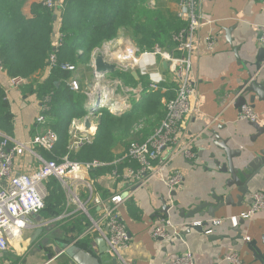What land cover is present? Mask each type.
<instances>
[{
  "label": "built area",
  "instance_id": "obj_1",
  "mask_svg": "<svg viewBox=\"0 0 264 264\" xmlns=\"http://www.w3.org/2000/svg\"><path fill=\"white\" fill-rule=\"evenodd\" d=\"M63 2L46 0L45 4L50 8L62 9ZM176 15L186 22V26L173 33V46L163 47L156 43L152 48L141 49L133 39L120 36L106 40L94 48L90 60L83 65L85 86L79 73L80 66L69 62L60 64L63 70L72 72L67 80L70 89L84 94V108L87 114L82 119L76 118L72 121L68 151L59 160L45 159L38 151V148L51 151L59 139L45 115L50 109L49 95L39 102L37 129L31 139L20 141L0 130V264H19L4 260L2 255L22 242L27 230L41 225L34 223L33 217L45 208L47 182L52 178L57 179L66 191L71 190L72 184H80L86 188L87 201L83 202L78 197L76 200L91 224L78 239L92 235L102 236L107 243L108 252L117 257L118 264H129L126 254L132 242L120 208L132 199L135 189L147 187L155 179L163 182L169 190L166 202L169 206L168 214L161 216L152 229L151 235L156 240L171 241L181 238V228L191 225L201 226L205 235H212L226 220H229L233 227L241 226L242 221H249L264 211V190H259L251 195L248 209L237 216L211 218L206 220L207 223L204 220H192L180 227L170 215L171 210L177 207L175 192L185 180V173L174 166L175 159L178 156L194 159V145L203 133L188 135L190 121L202 115L197 80L193 74V58L197 52L200 29L205 22L203 0H178ZM57 31L54 52L50 55L46 75L58 63L57 54L63 38L60 31ZM205 41L207 49L214 51L215 36L209 35ZM260 43L264 47V26ZM98 56L116 66L113 74L96 73ZM121 72L132 75L136 72L137 77L133 76L138 80V85L126 83L118 75ZM1 75L7 76L5 94L9 101L12 99V92L28 82L23 77L8 76L5 65L0 61ZM158 91L173 92L174 96L162 98L166 115L150 136L144 140L131 141L127 151L109 163L98 159L79 161L72 158V154L83 146L93 143L96 135L94 130L99 122L97 119L102 114L97 113V109L105 108L113 114L129 112L133 109L134 102ZM242 94L243 90L237 92L230 103H234ZM87 119L91 122L94 120L89 129L85 128ZM238 119L255 122L258 120V114L247 101L241 106ZM103 166H113L110 172L104 175L115 185V190L107 196L97 185L102 176L90 175L93 169ZM92 208L95 209L94 213L90 211ZM70 214H63L58 219ZM244 237L247 241L250 240L248 236ZM241 263L238 252L233 251L213 264ZM170 264H196V261L194 254L187 250L177 255Z\"/></svg>",
  "mask_w": 264,
  "mask_h": 264
},
{
  "label": "crops",
  "instance_id": "obj_2",
  "mask_svg": "<svg viewBox=\"0 0 264 264\" xmlns=\"http://www.w3.org/2000/svg\"><path fill=\"white\" fill-rule=\"evenodd\" d=\"M33 1L44 0H31ZM203 14L205 22L201 26L196 45L197 52L193 58V74L197 80L202 115L190 121L188 135L203 133L194 145L195 158L190 160L178 156L174 162V166L185 173L184 183L175 193L177 207L170 213L180 227H184L183 223L192 220H209L208 216L198 215L191 219L181 218L180 210L191 209L203 200L212 201L211 194L214 192L221 194L224 183L230 178L228 173L219 172L218 166L214 163V154L222 162L224 159L221 157L223 151L214 144L216 140L212 131H216L222 140L227 139L231 148L241 150L244 159L251 158L253 152L262 146L260 138H253L256 130L251 122L238 119L239 107L235 103H230V100L250 74L264 80V67L257 72L253 65L258 50L262 48L260 41L264 26V0H203ZM59 24L58 18L56 30H59ZM127 33L122 28L117 37H126ZM209 35L216 38L215 50L212 52L207 49L205 41ZM79 69L83 75V65ZM36 74L34 78L40 80L46 76V72ZM1 77L6 87L7 76ZM11 104L15 116L14 138L28 141L37 129L35 119L40 111L39 101L35 95H25L22 88H19L12 92ZM253 107L258 114L257 122L264 124V102L256 98ZM93 121L91 123H94ZM239 161L240 158H235L236 164ZM97 185L106 196L115 190L114 182L104 175L98 180ZM229 190L233 194L234 205L219 211L215 218L237 216L248 209L251 195L264 190V168L261 174L256 175L249 183V192L243 201L238 200L237 186L234 185ZM168 195L167 186L155 179L149 186L134 190L131 201L139 210V218L131 216L128 202L121 206L120 211L132 240L126 254L129 264H170L177 255L187 250L194 254L196 264L216 263L233 251L238 252L241 264H258L254 263L253 253L249 250L248 241L244 236H248L250 240H257L258 245L264 249V211L249 221L241 222L240 227L244 232H241L243 237L240 239H236L238 232L233 230L231 222L226 220L217 227L216 233L212 234L215 236L213 239L193 227H184L181 228V238L171 241L156 240L151 235L152 229L160 217L166 215L164 206ZM37 216L39 217H33L36 223L44 227L51 223V220L39 222L40 213ZM38 226L31 229L34 231ZM49 229L58 232L53 226ZM46 236L47 234H44L39 237L49 240L45 245H37L35 240L31 242V251L22 255V241L5 252L2 255L3 259L9 260L11 256H8V253L11 252L21 253L19 264H76L66 253H59L61 243L54 236L48 235V238ZM97 236L99 235H92L82 240L89 245L93 254L98 255L100 246L95 241ZM35 244L37 248L33 249ZM49 254L51 258L48 257ZM107 254L112 257L109 252Z\"/></svg>",
  "mask_w": 264,
  "mask_h": 264
},
{
  "label": "trees",
  "instance_id": "obj_3",
  "mask_svg": "<svg viewBox=\"0 0 264 264\" xmlns=\"http://www.w3.org/2000/svg\"><path fill=\"white\" fill-rule=\"evenodd\" d=\"M27 1L0 0V61L5 65L8 76L28 80L21 87L23 94L35 95L39 102L44 96L51 97L50 109L45 115L59 139L51 151L43 148H38V151L45 159L59 160L68 151L72 121L82 118L87 113L84 108V94L71 90L67 84L72 72L63 70L60 64L64 62L78 66L86 64L94 48L106 40L116 38L122 28L132 36L141 49L152 48L156 43L170 47L173 46V33L184 28L186 22L172 11L164 15L157 7L147 5L148 0H63L62 9L50 8L44 0L30 5V15L24 12ZM58 18L59 31L63 38L57 54L58 63L44 79L34 78L38 72L45 73L50 64V55L54 52L57 38L55 28ZM118 75L128 84L138 83L132 74L121 72ZM3 82L0 76V130L14 137L15 116L11 101L6 98ZM165 96L172 98L174 93L151 92L140 101L134 102L133 109L123 114H113L105 108L97 109V113L102 114L93 143L83 146L72 154V158L79 161L98 159L109 163L122 156L130 144L126 139L142 118L151 126L142 129L143 135L137 134L136 139L139 140L146 139L161 124L166 115V108L162 103ZM112 168L113 166L95 168L90 175L100 177L110 172ZM47 191L45 208L40 212V215L43 214L45 217L41 215L39 222L52 220L49 224L52 225L53 219L69 211L66 208L65 190L57 179L52 178L47 182ZM128 209L131 216L140 217L139 210L131 200L128 201ZM90 211L94 213L95 209L92 208ZM69 213L71 214L66 219L61 220H65L63 229L56 232L49 229L51 226L44 227L42 235L54 236L65 245L78 239L91 222L81 211ZM76 243L91 251L89 245L82 239H78Z\"/></svg>",
  "mask_w": 264,
  "mask_h": 264
},
{
  "label": "water",
  "instance_id": "obj_4",
  "mask_svg": "<svg viewBox=\"0 0 264 264\" xmlns=\"http://www.w3.org/2000/svg\"><path fill=\"white\" fill-rule=\"evenodd\" d=\"M57 18V15L54 16ZM167 66L166 63H164ZM256 71H260L264 67V47L260 48L253 62ZM116 70L114 64H109L103 61L102 56L96 58V73H110L113 74ZM133 75L137 77V73L133 72ZM243 90V94L237 97L234 101L235 105L241 109V106L247 101H250L252 106L255 104L256 98H259L264 102V80L256 78V75L250 74V76L244 80L243 84L239 87L238 91ZM236 92V93H237ZM96 110V109H95ZM95 110L93 112H95ZM92 123L90 119L85 121V128L89 129ZM251 125L256 130L253 138L259 139L261 141V148L258 151L253 152L251 158L244 159L242 158V151L235 150L228 145L227 139H221L219 134L216 131H212L213 136L215 137V146L223 151L221 157L224 159L223 162L220 158H217L214 154V163L218 166L219 172L228 173L230 178L223 185V192L221 194H216L215 192L211 194V200H203L198 205L191 209H181L180 217L184 219H191L195 216H208L210 219L215 218L217 213L224 209L227 206L234 205V197L229 190L232 186H237L238 188V200L239 202L243 201L245 196L249 192V183L255 178L256 175L261 174L262 168H264V124L259 122H251ZM99 123L96 124L94 130L95 134L97 133ZM235 158H240L238 164L235 163ZM227 189V190H226ZM176 193V192H175ZM169 206L165 202L164 212L168 214ZM205 223L206 220H205ZM201 232L203 228L201 226L191 225ZM235 231L238 232L236 239L242 238V229L240 226L234 227ZM44 228L43 225H40L36 228L31 242H34L38 237L43 234ZM190 231V230H189ZM210 238H215V236H209ZM78 239L74 240L71 244H60L61 248L58 250L59 253H66L69 258H71L76 264H118L117 257L109 256L107 254L108 248L105 239L102 236H97L95 241L99 244L100 254H93L91 251L79 246L76 242ZM264 244V242H263ZM249 250L253 253L254 263L264 264V249L258 245L257 240H250L247 242ZM52 256L49 254L48 256Z\"/></svg>",
  "mask_w": 264,
  "mask_h": 264
},
{
  "label": "rangeland",
  "instance_id": "obj_5",
  "mask_svg": "<svg viewBox=\"0 0 264 264\" xmlns=\"http://www.w3.org/2000/svg\"><path fill=\"white\" fill-rule=\"evenodd\" d=\"M33 2H37V1H33ZM33 2H31V0L27 1V4L24 7L25 14L28 15V13L30 11L29 7ZM146 4L151 6V7H157L158 10L162 11L164 15H168V13L170 11L177 14V11H178V1L177 0H148L146 2ZM28 9H29V11H28ZM126 36L128 38L132 39V36L129 33H127ZM80 77H81V80H83L82 83L84 84V81H86L85 75H82L80 73ZM137 85H138V83L136 85H132V86H137ZM84 86H85V84H84ZM165 97H167V96H165ZM121 114H123V113H121ZM82 118H77V119H82ZM100 118H101V116L97 119V121L100 120ZM94 119L96 121V118H94ZM149 126H151L150 123L147 122L145 120V118H142L141 122L139 124H137V126H134L135 128H133L131 135L126 139V142H131V141L135 140L137 138L138 133L143 135L142 129H145L146 127H149ZM70 189L71 190H69V191L65 190L66 201H67V205H66L67 210L68 211H81L82 212V209H81L80 205L78 204L76 197L81 199L83 202L87 201V198L85 195V193L87 192L86 188L80 184H78L77 186L72 184ZM41 215H43V214H41ZM43 216L45 217V215H43ZM46 218H47V216H46ZM61 220H63V219H58V218L53 219V224L52 225L47 224L45 227L53 226V227H55L56 230L63 229V227H65V225H64L65 223H63L65 220L64 221H61ZM34 223H36V221ZM43 228H44V226H43ZM34 231L32 229H30V231H27L25 233L24 240L22 242L23 244L21 247L22 248V255H25L26 252L31 251L32 244H31L30 239H31V236L33 235ZM46 238H48V235L46 236ZM38 239H40V241H38ZM36 240H37L36 244L37 245L39 244L40 246L45 245L49 241L47 239H44V237H42V238L38 237ZM36 244H35V246H36ZM35 246H33L34 247L33 249L37 248V246L36 247ZM10 254H12V255H10ZM22 255H21V253H19V254H16V253L13 254L11 252L8 253V256H11L9 260L12 259L15 263H18L19 261H21Z\"/></svg>",
  "mask_w": 264,
  "mask_h": 264
}]
</instances>
